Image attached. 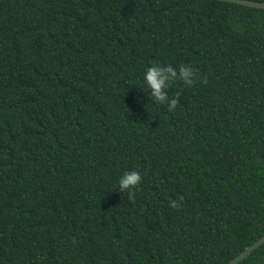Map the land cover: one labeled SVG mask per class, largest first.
I'll return each instance as SVG.
<instances>
[{
  "label": "trees",
  "instance_id": "1",
  "mask_svg": "<svg viewBox=\"0 0 264 264\" xmlns=\"http://www.w3.org/2000/svg\"><path fill=\"white\" fill-rule=\"evenodd\" d=\"M152 63L197 70L172 111ZM263 236L264 9L0 0V264H228Z\"/></svg>",
  "mask_w": 264,
  "mask_h": 264
},
{
  "label": "clouds",
  "instance_id": "2",
  "mask_svg": "<svg viewBox=\"0 0 264 264\" xmlns=\"http://www.w3.org/2000/svg\"><path fill=\"white\" fill-rule=\"evenodd\" d=\"M142 79L144 89L147 90L151 99L161 106L172 111L178 104L179 92L175 95H168L167 89L175 81H181L184 85L191 86L197 79V70L190 64H171L152 63L147 66L143 73ZM202 81L206 78H201ZM141 173L136 169H128L118 177V188L120 191H127L129 199L134 198L133 189L140 183ZM170 207H176V201H169Z\"/></svg>",
  "mask_w": 264,
  "mask_h": 264
},
{
  "label": "water",
  "instance_id": "3",
  "mask_svg": "<svg viewBox=\"0 0 264 264\" xmlns=\"http://www.w3.org/2000/svg\"><path fill=\"white\" fill-rule=\"evenodd\" d=\"M224 2L236 3L243 6L255 7L264 9V2H257L253 0H220ZM264 245V236L257 240L255 243L247 247L243 252H241L237 257L231 260L228 264H240L242 261L247 259L250 255L253 254L258 248Z\"/></svg>",
  "mask_w": 264,
  "mask_h": 264
}]
</instances>
